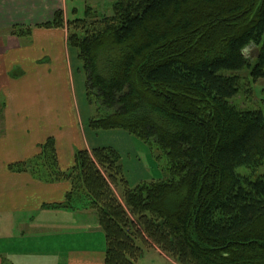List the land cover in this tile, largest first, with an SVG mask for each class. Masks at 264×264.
<instances>
[{"label": "trees", "instance_id": "1", "mask_svg": "<svg viewBox=\"0 0 264 264\" xmlns=\"http://www.w3.org/2000/svg\"><path fill=\"white\" fill-rule=\"evenodd\" d=\"M113 9L89 21L96 12L88 7L68 24L57 9L42 26H68L88 101L105 112L89 130L125 131L153 154L157 144L167 176L130 182L113 146L78 150L62 171L52 136L10 170L46 183L78 173L67 197L89 198L105 264H138L147 242L178 264H264V178L237 172L264 167V113L233 102L243 88L238 72L264 79V0H116Z\"/></svg>", "mask_w": 264, "mask_h": 264}, {"label": "crops", "instance_id": "2", "mask_svg": "<svg viewBox=\"0 0 264 264\" xmlns=\"http://www.w3.org/2000/svg\"><path fill=\"white\" fill-rule=\"evenodd\" d=\"M68 3L0 0V93L4 94L0 104V215H4L0 217V246L5 248L0 249V261L11 255L22 261L34 254L36 259H47L57 252L59 264H105V234L97 215L75 203L79 196L70 209L44 206L63 202L73 189L72 182L46 183L32 172L10 170L11 164L38 155L40 145L51 136L56 139L62 171L74 165L78 150L112 146L102 135L124 134L128 142L132 136L125 131L94 133L87 127L93 114L77 54L67 44L65 28L42 26L55 18L57 9L68 15ZM14 26L31 28V38L8 32ZM16 69L20 72L14 74ZM123 147L137 166L135 177L155 178L145 165L136 164L140 160L133 148ZM4 226L8 234H1ZM25 227H56L59 232L41 235L34 242L36 235Z\"/></svg>", "mask_w": 264, "mask_h": 264}, {"label": "rangeland", "instance_id": "3", "mask_svg": "<svg viewBox=\"0 0 264 264\" xmlns=\"http://www.w3.org/2000/svg\"><path fill=\"white\" fill-rule=\"evenodd\" d=\"M116 0H69V12L68 15H66L65 12V19L64 22H66V24H68V20L69 19H73L75 17H85V12L86 9L88 7H92V11L96 12L93 16V13L91 14V17L88 18V20H92L93 18L96 19H101L103 16H107V15H111L113 13V6ZM100 4V5H98ZM77 10H76V9ZM92 22V21H91ZM51 28H58V27H51ZM59 28H65V34H66V38H67V44H68V36L70 35L69 30H68V26H64V27H59ZM31 29V28H30ZM10 32V31H8ZM31 33H32V29H31ZM31 35V34H30ZM29 38H31V36H28L27 38H25V40H28ZM70 48H72L69 45ZM74 49L75 53L77 54L75 48ZM248 54L254 58L257 54H258V49L255 47H249L247 49ZM77 56V55H76ZM78 60H79V56ZM80 65H82L81 61L79 60ZM81 67V66H80ZM82 70L81 72L84 73L85 78H86V74L85 71L83 69V67H81ZM17 71L14 72V74H17V72L20 70L16 69ZM239 74H241L242 76V86L243 88L241 89V91L239 92L238 96L235 97L233 99V102L236 103V105L241 106L242 108H247V109H260L263 111L264 113V79H260L257 81H253L252 76L250 74V71L247 69H243V71L238 72ZM85 90H86V86H85ZM87 90H86V99L88 101V95H87ZM4 99V94L0 93V104L2 103ZM93 104L89 103V107H90V111L92 112V117L96 116V114L101 113H105L102 108L99 107V103L98 101H96V98H93ZM89 102V101H88ZM2 107V105H1ZM1 109V108H0ZM89 121V120H88ZM88 127V126H87ZM89 129V128H88ZM105 133V135L108 132H103ZM124 134H120L119 133H108L106 136L102 135L101 138L102 140L106 141L107 144H111L112 146H114L115 148H118L119 150H121L122 152V157H123V164H124V168L126 169V175L127 178L130 180V182H140L142 180H145V178H141L136 176L135 177V170L137 169V166L135 164H131L132 159L128 156H126L127 154H124V152H127V149H124L123 145H125V147H129V148H133L134 151L136 152V155L138 157V159L140 160L139 162H136V164H138L139 166H144L146 167V169L155 177H166L167 176V165H168V157L160 150H158V145L155 144V146L157 147V149L155 150L154 154L152 153L150 147L148 144H145L144 142H142L141 140H139L137 137L135 136H131V138H128L129 142L125 140L124 136H121ZM123 144V145H122ZM88 149V148H86ZM85 149V150H86ZM95 149V148H93ZM90 150V149H88ZM59 160V159H58ZM141 164V165H140ZM59 167H60V160H59ZM70 168L66 169V171L70 170ZM133 169V170H132ZM65 171V170H64ZM14 172V171H13ZM22 172V171H18L17 173ZM237 172L240 175H243L244 177H251L253 180L258 179L259 177H263L264 178V167H260L257 171H253L251 168L246 167V166H240L237 168ZM78 173H72V178L71 179H66L65 181H70L72 182L73 187L75 186V182H77V176ZM141 175L143 176V172L141 173ZM65 181H59V182H65ZM120 193L118 196L121 197ZM83 193H80V195H76L75 198L77 196H79L76 200L75 203H77L78 206L80 207H88L89 209H91L89 207V198L87 199L86 196ZM75 198H72L71 201L69 200V198L67 197L63 202H56L54 204H45V208H59V209H70L69 207H64L61 206L62 204H66V203H70L73 206L74 200ZM74 203V204H75ZM54 205H60L59 207L54 206ZM76 206V205H75ZM92 210V209H91ZM0 217H4V215H0ZM87 219V218H85ZM3 225V224H2ZM6 226L2 227V232L1 234H8L9 232H7V230H5ZM58 228L56 227H50V228H46V227H38L36 229H29L28 227L23 228V230L25 231H30V234H35L37 238L33 237V241L37 242L39 237H42L41 235L44 234H56V232H59V230H57ZM98 244V246H101V242L95 243ZM145 250L144 255L141 256L142 258L139 260L138 264H178L177 260L173 257H170L169 255H167L166 253H164L162 251V249L160 247H157L156 245H154V243L152 244L151 242H148L144 244H142ZM0 249H5L2 246H0ZM107 251V249H106ZM105 251V252H106ZM35 255H29L27 257H25L24 259H22V261H18V260H13V256L11 255L9 260L4 261V258H2L3 261H0V264H59L56 261H59V256L57 254V252L54 253V255H50L49 258L47 259H41V257H38V259L35 258ZM57 257V260L55 259ZM105 260V259H104Z\"/></svg>", "mask_w": 264, "mask_h": 264}]
</instances>
